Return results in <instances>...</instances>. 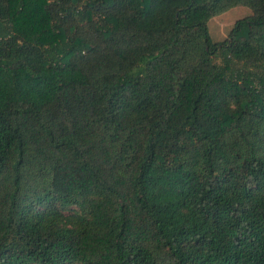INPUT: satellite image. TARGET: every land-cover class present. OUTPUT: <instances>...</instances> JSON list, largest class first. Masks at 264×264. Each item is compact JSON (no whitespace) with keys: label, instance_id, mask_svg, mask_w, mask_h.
Here are the masks:
<instances>
[{"label":"trees","instance_id":"16d2710c","mask_svg":"<svg viewBox=\"0 0 264 264\" xmlns=\"http://www.w3.org/2000/svg\"><path fill=\"white\" fill-rule=\"evenodd\" d=\"M0 264H264V0H0Z\"/></svg>","mask_w":264,"mask_h":264},{"label":"rangeland","instance_id":"374dc122","mask_svg":"<svg viewBox=\"0 0 264 264\" xmlns=\"http://www.w3.org/2000/svg\"><path fill=\"white\" fill-rule=\"evenodd\" d=\"M252 15L249 7H234L213 17L208 22L209 34L213 42L226 40L235 23Z\"/></svg>","mask_w":264,"mask_h":264}]
</instances>
